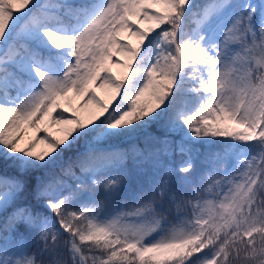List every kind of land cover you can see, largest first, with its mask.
<instances>
[{
  "label": "snow or ice",
  "instance_id": "snow-or-ice-1",
  "mask_svg": "<svg viewBox=\"0 0 264 264\" xmlns=\"http://www.w3.org/2000/svg\"><path fill=\"white\" fill-rule=\"evenodd\" d=\"M0 264H264V0H0Z\"/></svg>",
  "mask_w": 264,
  "mask_h": 264
},
{
  "label": "rangeland",
  "instance_id": "rangeland-1",
  "mask_svg": "<svg viewBox=\"0 0 264 264\" xmlns=\"http://www.w3.org/2000/svg\"><path fill=\"white\" fill-rule=\"evenodd\" d=\"M145 27H147V25H145ZM133 43H136V40L133 39L132 41ZM121 59H123V57H121ZM113 71L116 72V73H120L122 71V69H120L119 67H115L113 68ZM98 93L99 95L105 99V100H108L109 99V94L105 91V90H98ZM76 104H77V114H80V115H83V116H87L89 114L90 111H93L94 110V106L90 105L87 109H79V104H80V101L77 100L76 101ZM69 117H72V116H69ZM60 127H64V126H57V128L55 129L59 134H63L61 132L58 131V129ZM40 136V135H39ZM37 136V138L39 137ZM44 147V145H38L37 149L41 150L42 148Z\"/></svg>",
  "mask_w": 264,
  "mask_h": 264
},
{
  "label": "trees",
  "instance_id": "trees-1",
  "mask_svg": "<svg viewBox=\"0 0 264 264\" xmlns=\"http://www.w3.org/2000/svg\"><path fill=\"white\" fill-rule=\"evenodd\" d=\"M17 2H18V0H17ZM200 2H201V0H197V3H200ZM67 115L73 117V116L77 115V112L70 111L69 113H67ZM52 131L55 135H61L55 129H52ZM42 134H43L42 132L37 133V132H34L32 130H29V136L30 137H37V136L42 135ZM37 151H39V149H37ZM130 183L132 184L133 188H135L137 186V183H138V176L134 174ZM130 200H131V193H128V194H125L119 202L124 203L125 201H130Z\"/></svg>",
  "mask_w": 264,
  "mask_h": 264
}]
</instances>
